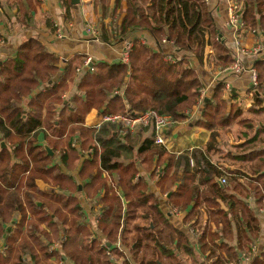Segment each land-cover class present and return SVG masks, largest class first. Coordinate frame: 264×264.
Wrapping results in <instances>:
<instances>
[{
	"label": "trees",
	"instance_id": "16d2710c",
	"mask_svg": "<svg viewBox=\"0 0 264 264\" xmlns=\"http://www.w3.org/2000/svg\"><path fill=\"white\" fill-rule=\"evenodd\" d=\"M26 1L32 10L36 1ZM61 1L72 7L71 0ZM110 1L98 3L107 10ZM124 1L122 22L115 21V30L104 32L101 39L125 41L130 31L142 30L156 44L174 48L170 60L163 50L156 52L136 40L128 63H96L76 83L87 59L77 56L56 83L60 58L31 38L13 57L0 62V144L10 148L0 152V239L6 245L0 264H177L183 257L199 264L187 235L170 224L158 198L147 193L146 180L137 178L139 166L146 171L164 167L157 186L162 193L176 187L172 204L177 209L184 211L195 203L186 222L199 227L201 251L209 259L216 258L215 264L231 263L250 253V245L258 239L264 246V224L256 217L263 213L254 209L255 215L247 203L253 199L264 208V151L256 154L259 160L251 165L253 177L221 171L211 163L214 134L233 121L225 115V85L219 84L205 101L199 75L188 65L191 55L203 65L208 47L222 70L235 63L218 35L212 12L204 0H116L117 7ZM232 1L242 4L238 16L247 32L264 29V0ZM25 17L29 18L28 12ZM75 84L79 96L65 105L63 97ZM257 90L264 93V63H259ZM201 99L204 118L196 126L211 132L205 151L170 155L166 146L154 143V121L137 125L134 135L118 124L105 123L99 129L84 126L93 109L104 108V115L155 111L172 118L171 128L184 122ZM59 106L63 109L57 114ZM77 143L78 148L73 146ZM45 146L53 149L54 158ZM84 152L92 157L79 176L82 182L89 181L83 190L101 205L96 229L85 222L76 197L80 184L71 175ZM135 154L138 164L133 161ZM224 173L229 176L222 189L215 177L223 179ZM37 180L51 189L41 191ZM198 214L207 220H200ZM250 264H264V251L260 257L253 255Z\"/></svg>",
	"mask_w": 264,
	"mask_h": 264
},
{
	"label": "crops",
	"instance_id": "0c3cea01",
	"mask_svg": "<svg viewBox=\"0 0 264 264\" xmlns=\"http://www.w3.org/2000/svg\"><path fill=\"white\" fill-rule=\"evenodd\" d=\"M13 1L17 2L16 0ZM35 1L36 7L32 11L28 2L22 0L21 3L14 4L12 9L6 8L5 13L0 14V37L4 40V43L0 45V62L13 57L18 47L25 40L38 39L50 53L56 54L60 58V71L55 79L56 83L62 78L69 61L75 57L84 56L87 58L86 62L87 60L90 61L89 66L85 65L83 69L79 70L75 80L78 83L85 73L91 69L92 65L96 63L113 64L121 61L127 41L133 43L138 40L144 45L147 44L156 52L163 50L170 58L175 54V50L171 45L162 44L160 46L156 44L151 34L142 30L130 31L125 41L116 42L118 40H115V42L108 43L101 39L105 33L112 29L111 27L115 21L122 22L126 14L125 1L121 7H117L116 0H111L107 10L101 3L97 5L95 0H81L78 6H72L70 9L61 0ZM204 2L212 12L222 43L226 44L233 55L234 65L238 64L243 69V72H236L232 69L233 65L229 69L222 70L216 65L211 47L206 49L203 65L193 55L187 58L189 67L194 68L199 75L203 85L204 97H206L205 101L211 99L219 84L225 85V115L233 120L226 129L217 130L214 134L216 143H214L212 151L209 153V158L211 163L221 171L241 172L253 177L250 172L251 165L259 160L255 157L256 154L264 151V93L259 92L257 87H253L250 71L255 69L259 74V63H264V29L258 28L255 31L247 32L243 25L241 27L231 25V8L236 5L241 9L242 4L237 5L232 0H208L207 2L204 0ZM25 12H28L29 18L25 17ZM52 28L54 30L56 28V31H53ZM57 29L62 30L63 38L59 37ZM45 89H47V86H42V90ZM77 96H79V92L75 84L70 92L63 97L64 104L66 105L67 102L72 101ZM109 97L112 99L113 94ZM256 99L261 100V102L257 104ZM62 107L57 108V114L62 111ZM103 109L100 111L93 109L87 115L84 126L99 129L100 121L104 116ZM204 112V105L197 104L191 111L186 113L187 118L184 122L165 130L166 149L170 155L180 156L186 152L192 153L195 150L205 151L207 149L211 132L196 126L198 121L203 120ZM223 121H226V119L224 118ZM78 147L79 144L77 143ZM46 148L49 147L45 146V150ZM4 149L10 150L9 146L2 142L0 152ZM51 150L53 151V149ZM48 156L54 158L55 152L53 151V156ZM91 157L89 154L86 156L84 152L75 172L71 175L80 184L76 197L79 199L85 214V222L96 229L100 217L96 212L99 211L101 205L97 206L98 202H93L83 190V187L89 181L82 182L79 176L80 171L84 169V162ZM133 161L134 164H138L139 159L136 154ZM189 166L191 168L195 166L193 159L190 161ZM164 174L163 166L157 168L154 166L150 171H146L144 167L139 166L137 178L146 180L148 184L147 193H153L158 198L160 209L170 224L187 235L197 262L199 264H215L216 258L209 259L201 251L200 241L197 238L199 227H197V230L186 222V218L193 211L195 203L192 202L184 211L174 207L172 197L176 192V187H173L169 193H162L157 186L158 180ZM224 174V178L227 179L229 175ZM152 175H155V178ZM107 177L112 186L115 185L110 176L107 175ZM218 180L215 177L216 183L220 186ZM36 185L43 192L51 189V186L42 180H37ZM201 187L203 188L204 185H201ZM221 188L224 189L225 186ZM100 196L102 197V194ZM122 202L125 206L124 199ZM254 203V208H248L255 215L254 209L262 211L263 214L259 217H264V208L256 204L257 202L254 201ZM174 211H177L179 215H175ZM198 216L202 221L207 220L202 214H198ZM256 217L259 219L258 215ZM262 223L264 224V220ZM261 228L263 227L261 226ZM10 229L11 227H9V231ZM256 242L259 247L258 256L260 257L264 251V246L261 239ZM2 243L5 245L4 241ZM107 248H109V244ZM241 256L240 254L239 258ZM187 260L183 257L177 264H186Z\"/></svg>",
	"mask_w": 264,
	"mask_h": 264
},
{
	"label": "built area",
	"instance_id": "2783aa9c",
	"mask_svg": "<svg viewBox=\"0 0 264 264\" xmlns=\"http://www.w3.org/2000/svg\"><path fill=\"white\" fill-rule=\"evenodd\" d=\"M206 2L208 0H205ZM239 8L235 5L231 8V25L241 27L242 24L239 21ZM60 38H62V34L60 35ZM4 43V40L0 37V45ZM133 43L132 41H127L125 45V49L123 51V57L122 60L124 63L129 62V55L132 50ZM256 52V50H255ZM171 58L169 57L168 60ZM90 61L86 62V65H88ZM236 72H243V69L239 67L238 64H235L232 68ZM251 83L254 88L258 87L259 85V74L255 69H252L251 71ZM202 98H204V92H201ZM201 102L199 104L202 103ZM150 121H154L155 125V140L154 143L157 146H166V138H165V130L169 129V127L173 124L172 118L170 116H163L158 114L155 111H149L147 113L142 114H135V115H104L100 121V125L98 128H100L105 123L110 124H118L122 126L125 130L130 131L132 134L135 131V127L137 125H143L146 126L149 124ZM74 147H77V144L73 145ZM89 153H92V150L89 151ZM85 155L87 156V153L85 152ZM222 186H226L228 184L227 179L223 177V179H219ZM254 200L248 201L249 208L253 207ZM262 212V211H261ZM173 214V212H172ZM175 215H179L177 211H174ZM6 249V246L0 242V254H2ZM258 256L259 255V247L257 242H253L252 245H250V253H244L242 256L236 261L232 263L227 264H250L252 256Z\"/></svg>",
	"mask_w": 264,
	"mask_h": 264
},
{
	"label": "rangeland",
	"instance_id": "374dc122",
	"mask_svg": "<svg viewBox=\"0 0 264 264\" xmlns=\"http://www.w3.org/2000/svg\"><path fill=\"white\" fill-rule=\"evenodd\" d=\"M98 1L99 0H97L96 2L98 3ZM14 4H16L13 0H0V14L1 13H5V9L6 8H10V9H12L13 7V5ZM15 6H17V5H15ZM35 3L33 4V6H32V10L33 9H35ZM31 10V11H32ZM36 23L34 22V25H35ZM112 30H115V28H116V25H112ZM0 31H1V29H0ZM54 31H56V28H55V30ZM57 33H58V35H59V37H60V35L62 34L63 35V33H62V30L61 29H57ZM2 38V37H1ZM63 38V37H62ZM130 56V55H129ZM88 61V60H87ZM263 213V212H262ZM259 220H261V221H263L264 220V217H259ZM263 227H264V225H263ZM197 232V231H196ZM196 234V233H195ZM2 239H0V242H2L1 241ZM125 251L128 253V251H127V249H125ZM166 261V259H163V263ZM57 264H61V261L60 262H58ZM186 264H194L192 261H190V260H187L186 261Z\"/></svg>",
	"mask_w": 264,
	"mask_h": 264
},
{
	"label": "water",
	"instance_id": "95a60500",
	"mask_svg": "<svg viewBox=\"0 0 264 264\" xmlns=\"http://www.w3.org/2000/svg\"><path fill=\"white\" fill-rule=\"evenodd\" d=\"M80 2H81V0H71L72 6H78L80 4ZM117 62H119V61H117ZM2 145L4 146L5 144H2ZM46 151L48 152V155L53 156V151L51 149L46 148ZM217 182L220 184L221 187H223L221 185L220 180H218Z\"/></svg>",
	"mask_w": 264,
	"mask_h": 264
}]
</instances>
